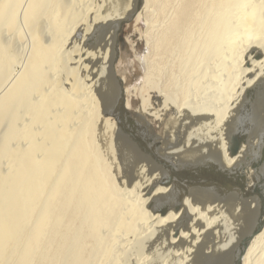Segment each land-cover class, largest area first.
<instances>
[{"label": "bare ground", "instance_id": "1", "mask_svg": "<svg viewBox=\"0 0 264 264\" xmlns=\"http://www.w3.org/2000/svg\"><path fill=\"white\" fill-rule=\"evenodd\" d=\"M117 7L0 0V264H264V0H141L131 95L158 135L103 145L134 104Z\"/></svg>", "mask_w": 264, "mask_h": 264}, {"label": "rangeland", "instance_id": "2", "mask_svg": "<svg viewBox=\"0 0 264 264\" xmlns=\"http://www.w3.org/2000/svg\"><path fill=\"white\" fill-rule=\"evenodd\" d=\"M117 2H118V0H115V6L116 7L118 6L117 8L119 9L118 11L121 14V17H123V19H125L127 16V13H129L133 9L135 0H119V2L118 3ZM144 28L145 27H144L142 20L137 22L135 20V17L130 22L125 23L122 26L121 31L118 33V40L116 43L117 44V51H118V58L116 60L114 69H115V74L118 77H120V78H122V76L125 77V84L124 85H126L128 87V89H130L128 91V94L130 95L129 101L132 104L134 103L132 105V108H128L131 121L133 122V124H135L136 127L140 126V125H138L139 124L138 122L145 124V126L147 128H149L150 134H152V135L157 134L158 135L157 131L159 129H155L153 123L148 124L149 121L146 120L145 117H143L144 115L143 116L141 115L140 99L133 96V94L131 95V90H133L134 87H137V89H138V87L142 81L143 74H144L143 70H142V65H141L140 60H139V58H141L143 53H144V49H143L144 44L141 43L140 41H138L139 35L144 31ZM131 99H132V101H131ZM113 123L115 124V120L112 117H110L108 115L106 116L105 114H102V118L99 122V124L101 126L99 125V127L100 128L102 127L101 129H105L104 134H103L104 136L102 135V138H101V143L103 145H106V143H108V141H110V140L112 141L116 137V131L112 130V129H114V127H113L114 125H112ZM147 128H145V129H147ZM244 130H246V129H244ZM237 191L238 192L235 195H238V194L239 195L238 196L234 195L236 197V199L234 198L235 202H233V205L236 202H239L240 204L242 203L243 205H245L246 200H247L246 196L244 194L245 191L241 190V193H239L240 192L239 190H237ZM214 192H215V194H213ZM209 193H210L209 196H207V197L204 196L205 202H206V200L209 201V203L212 201L211 202L212 206H211V204L208 205L209 208L212 209V207H213L212 210H216L218 207L223 206V208H220V210H219V208L217 209L219 211H221L225 207H226V209L228 208L227 204H225V201L222 199V196H221L222 193H220V192L216 193V191H214V190H212ZM240 194H242L243 196L242 195L240 196ZM205 195H207V194H205ZM217 195H219V196H217ZM239 197H240V199H242L241 201H240ZM209 199L210 200L212 199V200L210 201ZM219 199H220V201H219ZM213 203L214 204L216 203L217 205L216 204L214 205ZM247 206H248V202H247ZM253 209H254V207L250 209L248 206V210H253ZM231 255L232 254L227 255L228 257H227L226 261H223V264L224 263L228 264V262H229L228 260L231 258ZM205 261H207V260H202V258H201L200 264H207V262H205Z\"/></svg>", "mask_w": 264, "mask_h": 264}, {"label": "water", "instance_id": "3", "mask_svg": "<svg viewBox=\"0 0 264 264\" xmlns=\"http://www.w3.org/2000/svg\"><path fill=\"white\" fill-rule=\"evenodd\" d=\"M140 5H141V0H137V5L135 6L133 13H132L128 18H126L124 21H122V23L120 24V27H119L118 32L121 31V28H122V26H123L125 23L130 22V21L135 17V15L137 14V12H138L139 9H140ZM117 58H118V53H117V51H116V55H115L114 63H113L114 66H115V63H116ZM120 103H121V105H122V104H123V101L121 100ZM105 115H106V116L108 115V116L112 117L115 121H117V126L121 125V126H120L121 129H123V131L126 132V133H128V134H130V132L133 131L132 129H137V128H135V124H133V122H132L131 119L128 117V115H125V125H127V126H125V125L123 124V121H121V120H120V121H121V124L119 123V118H120V119L123 118V111H122V110H120V111H116V112L113 111V113H112V112H111V113H106ZM121 116H122V118H121ZM148 148H149V147H148ZM260 226H261V223H260L259 226L257 227L256 231L260 230ZM248 240H249V237L246 238V239H243L242 242H244V243L246 244V243L248 242ZM241 254H242V252L239 253V256H240ZM238 258H239V257L236 258L237 262H238Z\"/></svg>", "mask_w": 264, "mask_h": 264}]
</instances>
